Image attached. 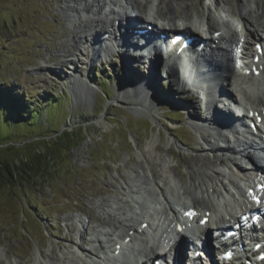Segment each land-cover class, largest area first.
Returning <instances> with one entry per match:
<instances>
[{
  "label": "rangeland",
  "instance_id": "obj_1",
  "mask_svg": "<svg viewBox=\"0 0 264 264\" xmlns=\"http://www.w3.org/2000/svg\"><path fill=\"white\" fill-rule=\"evenodd\" d=\"M136 1L145 13L151 10L164 16V23L167 18L176 21L178 16L190 25L201 28L206 24L212 30L229 20L237 25V32L245 26L242 33L247 32V37H252L256 17L264 20V0ZM86 4L94 11L86 9ZM238 8L245 16L238 15ZM96 9L93 0H0V88L9 89L7 96L16 97L18 107L26 101L23 95L30 98L29 107L40 105L39 121L45 129L43 134L27 132L16 142L3 141L0 145V158L8 157L15 165L17 158L24 163L16 178L8 182L0 179L1 264H40L51 252L54 264H95L90 258L75 255V244L80 242L91 249L93 258L100 250L93 241L96 235L105 246L111 233L125 232L114 217L121 218L124 212L131 215L137 206L145 209V202L153 198L154 178L158 182L170 180L179 188L204 187L213 179L211 169H223L219 156L205 148L208 140L205 142L190 127V121L203 119L206 114L200 108L202 103L195 101L197 93L181 92L172 81H161L160 72L155 81L148 78L149 89L139 90L137 82L145 80L148 68L144 64L129 68L126 55L120 53V61L111 55L107 63L97 61L90 66L79 61L76 73L63 67V60L69 58L87 61L83 43L77 42L83 54L74 47L78 39L74 35L80 21L95 28L87 15ZM155 69L160 71V67ZM88 70L100 88L86 79ZM71 73L79 74L82 80L77 79L87 83L76 84ZM141 74L143 78L138 77ZM14 116L13 112L12 119ZM64 131L72 132L77 141L67 143L61 138L58 143ZM174 133H184L187 145ZM6 134L0 131V140ZM150 140L154 150L140 154L138 145L144 148ZM170 153L173 177L166 178L159 158H169ZM26 158L36 161L31 170ZM154 174L157 176L153 178ZM137 193L141 194L139 202L134 200ZM60 250L66 255H60ZM164 264H173L169 256Z\"/></svg>",
  "mask_w": 264,
  "mask_h": 264
},
{
  "label": "bare ground",
  "instance_id": "obj_2",
  "mask_svg": "<svg viewBox=\"0 0 264 264\" xmlns=\"http://www.w3.org/2000/svg\"><path fill=\"white\" fill-rule=\"evenodd\" d=\"M94 2H96V5H97V9H96V12H92V15H88V17H89V21H90V24H92V23H94V27L95 28H89V23H82L81 21V23L79 22L78 23V25L76 26V34L74 35V38L76 37V36H78V39L77 38H75V39H77V41H75L74 43V47L78 50V52H80L79 54H83V52H82V50H81V48H78L79 46H78V44L79 43H77L78 42V40L79 41H81V39L83 40V42L84 41H88V44L90 43L91 45H93L94 46V48L95 49H93L92 50V52H93V55L95 56V54H97L98 52H102L106 57H108L109 55H114V54H116L117 56H120V54H123V55H130L131 56V58H133L134 60H136V61H138V63L140 62L141 63V61H139V59L140 58H142V56H140V55H137V54H132V52L130 51L132 48H140L141 47V45H139L138 43H137V41H135V40H130V39H132V38H134V36H130V34H131V30H128V29H130V28H128V27H126V26H124L125 28H123L122 29V31L119 33V35L118 36H114L113 37V40H114V42H115V45L116 46H118L119 45V47H122V49H119V50H117L115 47H113L112 49L110 48V46H107L111 41H108L107 39H105V46H107L108 47V49H106L105 48V46H104V48L103 47H101V50H100V47H96L97 46V41L98 40H100V37H99V35H100V33H102V32H106L107 30H108V26L106 27V25H105V23H106V19L107 18H109V16L108 15H110L111 13H113L114 11V7H109L107 10H106V12H103V14L102 15H105V16H100V14H101V10L103 9V6H104V4H106V3H104V0H93ZM116 1L117 0H110V2H111V4L113 3V4H115L116 3ZM125 1H128V0H125ZM131 3V5L135 8V9H138L139 11H142L141 10V7H140V5H138V3L137 2H135V0H129L128 1V3ZM170 2V1H169ZM176 2V1H175ZM172 4V2L171 3H169V5H171ZM167 6L168 8L170 7V6ZM172 6V5H171ZM85 7H86V9H88V10H91V8L93 7H91V5L89 4H86L85 5ZM157 9V8H156ZM217 9V8H216ZM233 10V9H232ZM91 11H94V10H91ZM242 11H244V10H242ZM242 11H240L239 10V8H238V11H237V13H238V15L239 16H241V17H243V16H245L243 13H242ZM261 11V10H260ZM263 11H264V9H263ZM262 11V12H263ZM261 12V13H262ZM140 13V12H139ZM161 13V12H160ZM164 13V12H163ZM264 13V12H263ZM261 14V16L262 15H264V14ZM158 14V13H157ZM249 14V13H248ZM177 15V14H176ZM180 15V14H179ZM259 15V14H258ZM159 16V15H158ZM152 17V16H151ZM174 17V16H173ZM177 18H178V16H176ZM171 18V17H170ZM188 18H189V16H188ZM121 18L118 16V15H115V17L113 16L112 17V20H111V25L112 26H115V21L116 20H120ZM168 19V18H167ZM175 20V19H174ZM253 20H254V18H253ZM78 21H79V19H78ZM87 21V20H86ZM147 21H149V20H145L144 22L145 23H148ZM88 22V21H87ZM255 24H256V26H255V28H253L254 30H253V33H255L254 35H253V33H252V39H254V38H257L260 42L262 41V40H264V38H261V37H259V36H257V32H255V30H257V29H260V27L261 28H263L262 30L264 31V20L263 19H260V17L259 16H257L256 17V19L253 21ZM114 24V25H113ZM172 25H173V29H176V30H179V25H178V23H176V22H174L173 20H172V23H171ZM183 26H184V28H186V29H188V24L187 23H185V22H182L181 23ZM230 24V25H229ZM252 21H250V26H252ZM253 26V27H254ZM96 27H99V29H102V30H99V29H97ZM189 27H191V26H189ZM202 27H203V25H202ZM206 27H207V31L209 32V28H211V26H208V25H206ZM159 28H164L165 29V27H164V25H160L159 26ZM169 29H170V27H168ZM178 28V29H177ZM244 29H245V26L243 27ZM180 29H182L183 30V27L182 28H180ZM195 29V28H194ZM203 29V28H202ZM222 29H224L225 30V32H229V33H231L230 34V36H231V38H233L234 39V41H235V43H234V48H232V47H230L229 48V50H227L228 52L227 53H225V54H227L228 56H229V59L231 58V57H233V56H235V58L239 61V60H241V56H237V54H236V49L237 48H239V53L242 55V56H244V58H246V57H248L249 56V54H250V48L248 47V45H249V39H248V37L246 36V35H248V33L246 32V33H241V35L239 34V32H237L236 31V28L234 27V28H232L231 27V21H229V20H227L225 23H223V28ZM97 30H99V32H97ZM214 30H217L216 28H214L213 29V31ZM224 30H222V31H224ZM162 31V30H161ZM186 31H189V30H186ZM212 31V32H213ZM246 31V30H245ZM244 31V32H245ZM108 32V31H107ZM204 34H206L205 33V31L203 32ZM220 34H221V37L222 38H225V35L223 34V33H221V31L219 32ZM191 34H193V33H191ZM126 40H129V41H126ZM241 41H242V43H243V45L241 44ZM233 42V41H232ZM112 43V42H111ZM117 43V44H116ZM237 43L239 44V46L237 45ZM123 46H126V48H123ZM242 46V47H241ZM65 47V46H64ZM235 50V51H234ZM65 51V50H64ZM66 51H67V49H66ZM144 52L145 53H147V51L146 50H144ZM120 53V54H119ZM77 53H74L73 55L75 56ZM211 54V53H210ZM230 54V55H229ZM73 58H70V64H72L73 65V68H72V70H74V73H76V72H78V69L80 68L79 66H78V63H82V64H88V65H90V64H92V63H94L95 61H94V59H93V57L91 58V59H88L87 61L86 60H81L80 58H77L78 59V61H76V62H74V60H72ZM127 59V58H126ZM125 59V60H126ZM183 60L185 59V58H182ZM227 60H228V58H226ZM183 60H181V62H179V68H180V65L182 66V63L184 64V66H182L183 67V71L185 72V74H186V78H187V81H189V83H190V85L192 86V87H194V86H198L200 83H202L204 80H205V78L206 79H208V80H210V81H208L207 82V84H209V83H212V82H215V81H213L212 79H213V77H211V76H213V73L216 75V71L219 69V66L216 64V62H212V67H208L207 65H206V63H207V61H206V57H205V62L206 63H204V64H202V68H203V70L202 71H200L198 68L196 69V70H194L192 67H189L188 66V62H187V64L185 63V62H183ZM227 60H225V61H227ZM242 60H243V58H242ZM258 60H260V58L258 57ZM257 60V61H258ZM64 62H62V63H65V61H67V60H63ZM80 61V62H79ZM86 61V62H85ZM120 61V60H119ZM128 61V60H127ZM229 61V60H228ZM78 62V63H77ZM159 62H160V58H158V57H155V56H153V57H151V58H146L145 60H144V62H142V64H144L148 69L145 71V68L146 67H143L144 68V70L143 71H145V73H147L148 75L146 76V78H145V80L143 79V81H140V82H137L139 85H141V86H138L139 87V90H144V88H146V89H149V85H146V84H150L149 83V81H148V78L150 79V80H153V81H155V78H157V70L155 69V66H156V68L157 67H159ZM130 66H129V68L131 67L132 68V66H131V64L132 63H130L129 61L127 62ZM191 63H194V62H191ZM259 64H257V65H259L258 67H256V69H259V67L261 66V62H258ZM262 63H263V65H264V58L262 57ZM128 64H126V66H128ZM122 65V64H121ZM141 65V64H140ZM143 65V66H144ZM158 65V66H157ZM91 66V65H90ZM187 66V67H186ZM123 67V69L125 68L124 66H122ZM264 68V67H263ZM216 70V71H214V70ZM128 70H130V69H128ZM178 69H170L168 72L169 73H166V75H168L167 77H171L176 71H177ZM228 70V69H227ZM131 73V74H130ZM129 73V76H128V74H127V76L129 77V78H131L130 76L132 75V73H133V71H131ZM211 73V74H210ZM72 74V73H71ZM81 75V74H80ZM161 77V76H160ZM245 77L246 76H244V78H243V80H242V82L241 83H245V86H243V85H241L240 87H239V89H240V92L242 93V95H243V97L249 102V104H250V107H249V109H248V111L250 112V110L251 111H256V112H258V115H262V117H263V121H262V123H264V69H262L261 70V72L258 74V76H257V80L256 81H252V82H249V80H245ZM75 78V77H74ZM81 80H82V77H79ZM246 79H249V77H246ZM81 80H79V79H77V77L75 78V81H76V84H82V85H84V84H86V83H82L81 82ZM190 81H192V83L190 82ZM247 82V83H246ZM127 85V84H126ZM204 85H206V82L202 85V87H199V90H200V88L201 89H204V94L203 95H205V94H208L209 92H208V86H207V88H204L205 86ZM184 88V87H183ZM187 89H189L190 90V86L187 88ZM213 88H211V90H212ZM144 92H146V90L144 91ZM196 93H197V91H196ZM198 94V93H197ZM199 95V94H198ZM196 96V98H195V101H196V103H200L201 101H200V99H199V97L197 96V95H195ZM216 97H221V96H216ZM194 102V101H193ZM211 101H209V103H210ZM140 105V104H139ZM148 111H150V110H148ZM204 112L206 113L203 117V119H197V117L195 118V119H197V120H199V121H197V120H192V122L191 123H193L194 125H196L198 128H199V131H198V135H199V137L200 138H202L203 140H205V142H207V140H208V145L206 144L205 145V148L206 147H208L209 148V151H211L210 153H216L219 157H218V159H219V161H221V164L223 165V169H211L212 170V174L214 175V176H212V177H214V182H212L211 180L208 182V185H204V187H199V186H192V185H185L184 187H180V189L182 188V192H181V190H180V192H181V195H183L182 196V198L184 197L185 199H183V201H182V205L183 204H186V202L188 203V202H191L192 203V205L193 206H195V207H203L205 210H209L210 211V221L209 222H207V224L206 225H204V226H200L199 228H197V229H201V230H207L208 229V225H210V224H212L213 222H211V221H213L214 219H221L222 221H225L224 220V218H225V216L226 215H229V217H232V218H235V217H237L238 216V213L240 212V211H243V210H245V205H246V199L244 200V203L242 204V201H233V204H234V208H227V205L228 204H225V202H219V203H217L216 201H215V196H214V192H215V187L216 186H218V183L220 184L221 183V185H223V182L221 181L222 180V178H224L225 180H228L230 183H233V184H235L234 183V181H235V179L233 178V173H232V171H233V167L232 166H236L237 165V160H235V158H228L227 159V162L226 161H223V159L221 158V156L219 155V153H221V152H232V153H237L238 151H240V150H236V145H235V143H232V141H225L226 140V138H224V139H220V141H216L215 139H209V137L210 136H208L206 133L208 132V130L209 129H211L212 128V132H213V134L214 135H217V136H224L220 131H219V128H220V126H222V124L221 123H219L218 122V120H221L222 118H223V120L226 122V121H228V119H229V115L227 116V114H225V113H221L220 111H219V113H218V111H217V109H215V106H210V105H208V107L204 110ZM229 114V113H228ZM255 116V115H254ZM256 117V116H255ZM201 123H204V124H201ZM224 124H226V123H224ZM221 129V128H220ZM231 131V130H230ZM206 138V139H205ZM138 147H139V152H140V154H142V155H145L148 151H150V150H154V149H152V147H153V145H152V142H151V140H150V142H148L147 143V145L143 148L142 146H141V144L140 145H138ZM242 148V150L243 149H246L247 148V146H242L241 147ZM215 154V155H216ZM173 158V155L170 153L169 154V158L168 157H165V156H162V157H160L159 158V165H160V167H161V170H162V172H163V174H164V176L167 178V177H169L170 178V176H172L171 174H172V170H171V165H170V162H171V159ZM223 162V163H222ZM172 163V162H171ZM239 163V162H238ZM264 163L262 162L261 163V166L262 167H264V165H263ZM232 167V168H231ZM242 172H243V174L244 175H249V171H247L246 169H245V167H244V169H240ZM177 175V174H176ZM176 175H174V176H176ZM155 176H157V174H154L153 175V178L155 177ZM173 177V176H172ZM177 177H178V179L179 180H181L182 178L180 177V176H178L177 175ZM157 178V177H156ZM156 178H154V189L157 191V194H156V196L155 197H153L152 199H155L156 197L158 198V200L155 202V203H152V205H154L155 206V204H157V203H160V202H163L164 203V205H166V207H167V209H170V212H169V214H171L172 212V205H171V203H170V197H169V195L167 194V192H166V189H165V187H164V184L165 183H163V184H161L160 182H158L157 181V179ZM202 182H204V181H202ZM167 183H169L170 184V181L168 180V182ZM182 183V182H181ZM148 184V183H147ZM200 183H198V185H199ZM182 185V184H181ZM144 188V187H143ZM209 191H211L212 193H209ZM242 194V193H241ZM187 197H186V196ZM187 199V200H186ZM248 203V202H247ZM232 204V205H233ZM149 207H151L152 208V210L154 209H159V208H155L154 206H151V205H148ZM157 212L159 211V210H156ZM147 212H149V211H147ZM146 211L145 212H143V216H145V218H147V220H149V217H148V213H147ZM123 213V212H122ZM108 217V216H107ZM114 219H116V221H118L119 222V224L120 225H122L123 226V228H124V230H126L128 233V236H130V240H129V242L126 244V243H124V242H122L121 243V248H122V250H125V248L126 249H128L129 248V244H136V242H138V244L142 247V248H144L143 250H133V252H137V255L133 258V259H125L124 257V264H143V263H145L146 261H148L153 255H157L158 254V256H159V253H158V251H157V247H152L150 250H148V249H146V243H150V242H147L143 237H142V234L141 233H139L138 231H137V227L138 226H140V224L143 222V221H146L145 219H143V220H141V221H139V224L138 223H136V219L134 218V217H132V216H130V215H127V213H125L124 212V214H123V217H121V218H115L114 217ZM130 232V233H129ZM126 234V235H127ZM82 234L80 233V236H81ZM122 235V234H121ZM126 235H124L123 236V238L126 236ZM120 237V236H119ZM95 239H99L98 237L96 238V237H94ZM122 238V239H123ZM183 238V237H182ZM95 241V240H94ZM142 244V245H141ZM99 246H101V244L99 245ZM187 246V244L185 245V243H184V245H182V244H179V247H181V248H184V247H186ZM203 248H206L207 249V253H208V255L209 256H211V250H212V245H211V242H205V243H203ZM91 250V249H90ZM89 250V248H86L85 246H83V245H81L80 243H76L75 244V255H77V256H79V257H84V258H92L91 257V251ZM185 250H187V248L185 249ZM142 251H145V253H142ZM123 252V253H122ZM65 253H67L66 251H64V250H60V252H59V254L60 255H62V256H65L66 254ZM181 252H179L178 253V258L176 259L178 262L177 263H179L180 264V262H181V259L183 258V254L184 253H182V254H180ZM37 254H39L40 256L41 255H43V253L41 252V251H38L37 250ZM121 254L123 255V256H126V254L124 253V251H121ZM45 257H42V258H44L45 259V262L44 263H42L41 261H39V263L41 264H54L53 263V261H52V259L54 258V256H53V253L51 252V253H49L48 255H44ZM89 256V257H88ZM46 257H49V259H47ZM104 257V259L103 258H101V261L100 260H98V261H100L101 263H99V264H116L115 263V260L112 258V255H110L109 253H107L106 255H104L103 256ZM40 258V257H39ZM39 258H37V255H36V260L38 261L39 260ZM181 258V259H180ZM73 259V258H72ZM80 259V258H79ZM83 259V258H82ZM198 259H200V258H197V259H195L194 261H196L197 262V260ZM92 260V259H91ZM127 260V261H126ZM87 261V260H86ZM174 261H175V259H174ZM0 264H1V262H0ZM89 264V263H88Z\"/></svg>",
  "mask_w": 264,
  "mask_h": 264
},
{
  "label": "trees",
  "instance_id": "obj_3",
  "mask_svg": "<svg viewBox=\"0 0 264 264\" xmlns=\"http://www.w3.org/2000/svg\"><path fill=\"white\" fill-rule=\"evenodd\" d=\"M9 92L8 88H0V131H4L6 134V137L1 138L0 145L3 141L13 143L12 141H15L21 136V135H27V132L34 133L35 134H43L45 132L44 127L42 126L41 121H39L41 108L38 107H29V97H24L25 102H23V105L19 106L15 102L14 96H7ZM15 94V93H13ZM2 103V104H1ZM51 106H54L52 104ZM59 107V105L57 106ZM45 112L47 111L46 107H44ZM15 113L14 119H12L11 114ZM66 116V115H65ZM65 118V117H64ZM63 119V117H62ZM14 122V123H13ZM15 125L16 128L11 127L10 125ZM21 127V128H17ZM22 127H26V130H24ZM3 128V129H2ZM11 136V137H10ZM72 132H62L57 139V142L61 143V138H65L64 141L68 142H74L77 140H73ZM8 140V141H7ZM80 140V139H79ZM182 141V140H181ZM183 144H186L185 141H182ZM51 145V144H50ZM54 146L56 145L53 144ZM45 149V147H44ZM17 164L15 165L11 159L8 157H2L0 158V179L4 180L5 182L9 181V178H16L18 173H21L20 169L23 168V159H16ZM26 164L29 167V170L33 168V165L36 163V161L32 159H25ZM21 165V167H20ZM17 166V167H16ZM50 168V165H47V169ZM46 169V168H45ZM16 171H18L16 173ZM39 174V173H38Z\"/></svg>",
  "mask_w": 264,
  "mask_h": 264
}]
</instances>
